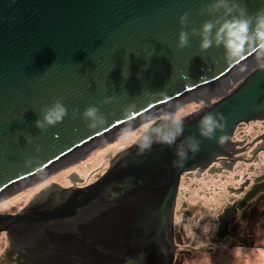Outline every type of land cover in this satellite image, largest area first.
<instances>
[{
    "label": "water",
    "instance_id": "95a60500",
    "mask_svg": "<svg viewBox=\"0 0 264 264\" xmlns=\"http://www.w3.org/2000/svg\"><path fill=\"white\" fill-rule=\"evenodd\" d=\"M210 2L0 0V198L189 96L203 97L195 92L242 66L254 53L229 62L222 46L201 50L200 37L191 35L188 47H176L180 16L189 13L184 30L199 29L213 18L201 13ZM243 4L249 14L264 8V0ZM107 96L115 99L101 103ZM57 97L68 115L38 129L41 105ZM203 100L188 112L175 145L141 152L137 136L92 182L48 184L16 212L0 213L9 247L23 250L25 264H171L180 175L210 164L238 122L264 113V69L249 71L217 100ZM90 105L105 116L95 128L82 116ZM208 112L222 113L226 125L211 139L198 130ZM188 136L201 141L200 150L176 167V145Z\"/></svg>",
    "mask_w": 264,
    "mask_h": 264
},
{
    "label": "flooded vegetation",
    "instance_id": "af4514ba",
    "mask_svg": "<svg viewBox=\"0 0 264 264\" xmlns=\"http://www.w3.org/2000/svg\"><path fill=\"white\" fill-rule=\"evenodd\" d=\"M257 67L253 58L189 99L213 102ZM170 236L171 264H264V113L238 122L210 164L180 175ZM22 251L0 231V264H25Z\"/></svg>",
    "mask_w": 264,
    "mask_h": 264
},
{
    "label": "clouds",
    "instance_id": "9594fccd",
    "mask_svg": "<svg viewBox=\"0 0 264 264\" xmlns=\"http://www.w3.org/2000/svg\"><path fill=\"white\" fill-rule=\"evenodd\" d=\"M207 12L212 19L205 20L200 28L188 27L189 13L180 16L181 31L178 35L177 48L183 49L189 46L190 35L200 37L199 47L207 50L211 47H223L226 59L229 62H237L248 53H254L258 66L264 69V8L254 14H249L243 0H211L201 13ZM63 97H57L51 105H41L40 118L35 121V127L44 130L49 126L62 122L68 115V108L63 103ZM115 97L107 96L101 103H109ZM204 107L203 105L199 106ZM197 109L194 108L193 111ZM78 110L73 109V115ZM191 113L183 110L177 112H162L159 117L150 119L141 129L138 143L141 152L150 150L155 143L172 146L184 132L185 117ZM82 116L88 121L90 128H95L105 122V116L95 105L84 109ZM225 117L222 113L208 112L198 122V130L202 137L211 139L217 130L223 132ZM228 135L222 134L217 143L224 145ZM201 141L195 136H188L176 145L177 159L174 166L182 167L189 158V152L197 153L200 150Z\"/></svg>",
    "mask_w": 264,
    "mask_h": 264
},
{
    "label": "rangeland",
    "instance_id": "374dc122",
    "mask_svg": "<svg viewBox=\"0 0 264 264\" xmlns=\"http://www.w3.org/2000/svg\"><path fill=\"white\" fill-rule=\"evenodd\" d=\"M195 104L199 105L200 102L191 104L188 102H181L176 105L177 107L175 106V108H172L170 112H177L181 110L184 112H189L196 108L194 107L196 106ZM140 126L141 125L130 130H135ZM134 136H136V133L134 134L132 132L126 135L121 134L110 141L108 140L104 142V144L101 145L102 147L99 146V148L96 147L92 149L90 152L85 154L86 156L82 160H75L76 158L72 160L68 159L69 161L65 160L61 165L58 166H62L61 168L52 169L47 174L38 177L37 179L40 180L39 182L35 183V185L28 186L21 192L0 200V213L16 212V210L20 209L29 201L33 194L48 184L55 183L60 187H67L81 186L85 182V184L92 182L103 173L112 156L135 140ZM137 136H139V134H137ZM184 264H199V262L194 260L188 261L187 263L185 262Z\"/></svg>",
    "mask_w": 264,
    "mask_h": 264
},
{
    "label": "trees",
    "instance_id": "16d2710c",
    "mask_svg": "<svg viewBox=\"0 0 264 264\" xmlns=\"http://www.w3.org/2000/svg\"><path fill=\"white\" fill-rule=\"evenodd\" d=\"M189 103V104H191L192 102L190 101V99H188V100H185L183 103ZM200 103H201V101H199ZM196 105V104H195ZM197 106L198 105H196V106H194V107H196L197 108ZM144 125V124H143ZM143 125H141L139 128H137V129H135V130H128L126 133H123L122 135H126V134H129V133H136V136H134V138H136L137 137V134H140L141 133V129H142V126ZM133 138V139H134ZM100 147H102V146H100ZM99 148V147H98ZM86 155L84 154V155H81V156H79V157H77L75 160H79V159H83L84 157H85ZM62 167V166H61ZM61 167H58L57 169H59V168H61ZM39 180L40 179H36V180H34V181H32V182H30V183H28V184H26V185H24V186H22V187H19V188H17V189H15V190H13L12 192H9V193H7L6 195H4L3 197H1L0 198V200H2L3 198H5V197H10V196H12V195H15V194H17V193H19V192H21L22 190H24L26 187H28V186H31V185H35V183H37V182H39ZM84 183V182H83ZM86 183V182H85ZM85 183L83 184V185H85ZM17 211V210H16ZM15 212V211H14Z\"/></svg>",
    "mask_w": 264,
    "mask_h": 264
},
{
    "label": "bare ground",
    "instance_id": "6f19581e",
    "mask_svg": "<svg viewBox=\"0 0 264 264\" xmlns=\"http://www.w3.org/2000/svg\"><path fill=\"white\" fill-rule=\"evenodd\" d=\"M253 58H255V55L253 54L248 60H246V62L245 63H247V62H249V61H252L253 60ZM239 67H237L236 69H238ZM233 74V73H232ZM225 78H227V75L226 76H224V77H222V78H220L218 81H222V80H224ZM216 83V82H215ZM211 87V86H210ZM205 91H207L206 90V88H202V89H200V90H198L197 92H195V93H205ZM192 96V95H191ZM194 96V95H193ZM190 97V96H189ZM189 97L187 98V99H185V100H188L189 99ZM183 103V102H182ZM177 107V106H176ZM173 108H175V107H173ZM58 168V167H57ZM202 168V167H201Z\"/></svg>",
    "mask_w": 264,
    "mask_h": 264
}]
</instances>
